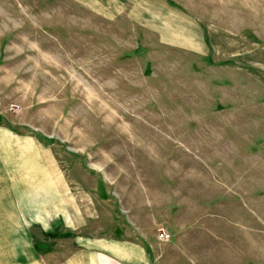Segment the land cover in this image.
I'll return each instance as SVG.
<instances>
[{"label":"rangeland","instance_id":"374dc122","mask_svg":"<svg viewBox=\"0 0 264 264\" xmlns=\"http://www.w3.org/2000/svg\"><path fill=\"white\" fill-rule=\"evenodd\" d=\"M82 248L264 264V0H0V264Z\"/></svg>","mask_w":264,"mask_h":264},{"label":"crops","instance_id":"0c3cea01","mask_svg":"<svg viewBox=\"0 0 264 264\" xmlns=\"http://www.w3.org/2000/svg\"><path fill=\"white\" fill-rule=\"evenodd\" d=\"M26 246L29 244L26 243ZM26 251H30L31 249H27ZM118 253V251H115ZM52 254V259L55 264H113L112 261L105 255L99 254L98 256L93 254L91 250H87L86 248H82L76 252H70L60 257L59 254ZM28 256V255H26ZM20 264V263H18ZM21 264H30L29 261Z\"/></svg>","mask_w":264,"mask_h":264},{"label":"built area","instance_id":"2783aa9c","mask_svg":"<svg viewBox=\"0 0 264 264\" xmlns=\"http://www.w3.org/2000/svg\"><path fill=\"white\" fill-rule=\"evenodd\" d=\"M158 237L161 241H167L170 239L171 234L165 229H160L158 232Z\"/></svg>","mask_w":264,"mask_h":264}]
</instances>
